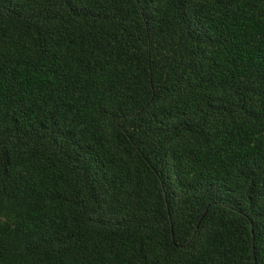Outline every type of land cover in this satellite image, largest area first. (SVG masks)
I'll list each match as a JSON object with an SVG mask.
<instances>
[{"label":"trees","instance_id":"1","mask_svg":"<svg viewBox=\"0 0 264 264\" xmlns=\"http://www.w3.org/2000/svg\"><path fill=\"white\" fill-rule=\"evenodd\" d=\"M0 264H264V0H0Z\"/></svg>","mask_w":264,"mask_h":264}]
</instances>
